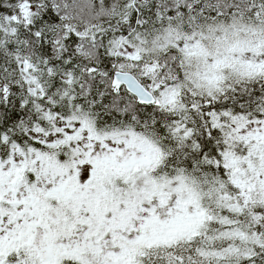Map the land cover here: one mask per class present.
<instances>
[{
  "label": "snow or ice",
  "instance_id": "6c2138e0",
  "mask_svg": "<svg viewBox=\"0 0 264 264\" xmlns=\"http://www.w3.org/2000/svg\"><path fill=\"white\" fill-rule=\"evenodd\" d=\"M0 264H264V0H0Z\"/></svg>",
  "mask_w": 264,
  "mask_h": 264
}]
</instances>
